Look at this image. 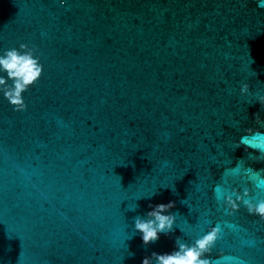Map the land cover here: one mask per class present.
<instances>
[{"label": "water", "instance_id": "1", "mask_svg": "<svg viewBox=\"0 0 264 264\" xmlns=\"http://www.w3.org/2000/svg\"><path fill=\"white\" fill-rule=\"evenodd\" d=\"M20 43L44 67L25 110L0 96V264H140L211 225L212 264H264V220L222 200L264 199V5L0 0ZM169 201L144 245L134 218Z\"/></svg>", "mask_w": 264, "mask_h": 264}, {"label": "clouds", "instance_id": "2", "mask_svg": "<svg viewBox=\"0 0 264 264\" xmlns=\"http://www.w3.org/2000/svg\"><path fill=\"white\" fill-rule=\"evenodd\" d=\"M59 3L63 5L65 0H59ZM257 4L258 7L264 5V0H257ZM43 67L36 49L26 43L0 50V96L12 106L13 111L26 109L23 93L40 78ZM239 90L242 95L246 94L249 84L242 83ZM256 99L264 106V95L257 96ZM261 171L256 172L259 174ZM232 192L235 193L234 198L228 193L222 194L223 205L229 214L243 205L249 215L264 220V199H244L243 197L249 195L247 189H244L242 194L235 188ZM173 206L172 201L149 204L144 217L134 218L133 228L140 234L144 245L156 241L160 233L168 234L172 230L174 216L169 209ZM219 232L218 226L211 225L190 243L177 238L171 251H152L141 258L140 264H212L211 256L206 254L211 253Z\"/></svg>", "mask_w": 264, "mask_h": 264}]
</instances>
